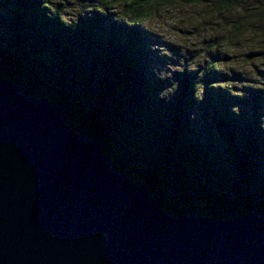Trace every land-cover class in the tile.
<instances>
[{
  "label": "trees",
  "instance_id": "1",
  "mask_svg": "<svg viewBox=\"0 0 264 264\" xmlns=\"http://www.w3.org/2000/svg\"><path fill=\"white\" fill-rule=\"evenodd\" d=\"M161 1L136 0L120 21L97 13L69 22L49 0H0L11 13L10 34L0 26V78L63 109L66 124L93 139L114 170L146 186L167 213L216 220L264 216L259 113L244 116L207 97L213 129L225 143L222 153L204 138L196 114L206 107L194 80L180 73L179 93L172 99L162 94L144 28L148 7ZM178 1L228 11L244 0ZM164 192L177 195L185 207Z\"/></svg>",
  "mask_w": 264,
  "mask_h": 264
},
{
  "label": "water",
  "instance_id": "2",
  "mask_svg": "<svg viewBox=\"0 0 264 264\" xmlns=\"http://www.w3.org/2000/svg\"><path fill=\"white\" fill-rule=\"evenodd\" d=\"M0 264H264V216L167 213L63 109L0 78Z\"/></svg>",
  "mask_w": 264,
  "mask_h": 264
},
{
  "label": "rangeland",
  "instance_id": "3",
  "mask_svg": "<svg viewBox=\"0 0 264 264\" xmlns=\"http://www.w3.org/2000/svg\"><path fill=\"white\" fill-rule=\"evenodd\" d=\"M69 22L101 13L112 20L126 19V11L136 0H49ZM144 28L154 51L152 62L162 79V94L175 97L184 79L194 80L203 96L206 111L196 117L204 129V138L224 152L223 138L213 129L214 115L209 106L229 103L233 110L248 116L258 111L264 129V0H244L228 11L213 4H184L165 0L148 7ZM0 26L11 32V13L0 6ZM254 56L249 59L248 56ZM235 173V167L230 165ZM183 207L172 192H164ZM204 211L205 207L194 204ZM187 206V205H186Z\"/></svg>",
  "mask_w": 264,
  "mask_h": 264
}]
</instances>
